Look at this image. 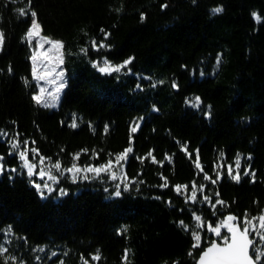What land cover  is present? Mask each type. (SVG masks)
Returning a JSON list of instances; mask_svg holds the SVG:
<instances>
[{
  "label": "trees",
  "instance_id": "1",
  "mask_svg": "<svg viewBox=\"0 0 264 264\" xmlns=\"http://www.w3.org/2000/svg\"><path fill=\"white\" fill-rule=\"evenodd\" d=\"M31 12L44 36L64 44L67 87L57 109L32 99V47L23 39ZM0 32V246L8 249L0 264L9 256L16 264H83L82 257L88 264H196L215 240L208 225L229 214L237 225L245 213L262 214L264 0H0ZM129 58L120 72L93 67ZM23 141L62 168L115 162L131 146L123 161L128 188L116 196L105 174L73 183L56 173L67 194L38 192L18 158ZM193 184L204 186L196 201ZM176 185L187 187L178 193ZM217 199L225 203L214 208ZM193 230L200 248L192 247ZM256 247L264 252L260 237Z\"/></svg>",
  "mask_w": 264,
  "mask_h": 264
},
{
  "label": "snow or ice",
  "instance_id": "2",
  "mask_svg": "<svg viewBox=\"0 0 264 264\" xmlns=\"http://www.w3.org/2000/svg\"><path fill=\"white\" fill-rule=\"evenodd\" d=\"M29 5L31 4V0H28ZM19 13L21 16L26 15V12L24 9H18ZM215 13H219L222 11L221 8H215L212 10ZM254 18L257 20V22H260V17L256 16V14H253ZM143 19V16L141 17ZM103 31V29H101ZM107 35V34H105ZM23 39L29 44L30 47H33V41H35V46L34 48H43L45 44L50 45L51 47L47 49L45 52H41L39 54L40 58L42 59H47L51 61L52 59H55L57 61L55 67H59V64L63 63V58H62V50L64 48V44L60 40H54L50 37H46L42 35V28L41 25L39 24L38 20L36 19V13L31 12V24L27 28L25 35ZM43 41V43H41ZM4 44V34L0 32V50H2ZM93 47H97L96 42H93ZM98 47L103 48L107 47V45L103 43H99ZM55 50L56 55L54 57H48L47 52ZM82 51H86L82 49ZM32 60V79L34 81H37V86L39 87V93L34 94L32 99L36 104H42L43 107H55V103H49L44 101V93L46 92V89L43 87L39 86V81L41 80H46L48 76H51L52 71H55V67L51 71H47L44 74H39L37 71V53L34 50L32 56L30 57ZM131 62V58L128 60H125L123 64L120 65H113L111 62H109L107 59L102 61V63H96L93 62V67L97 68V70L101 74H111L113 72H120L122 68L126 67L129 63ZM11 70V69H9ZM55 79L61 80V83L59 84L58 87L54 89L56 95H53L52 92H48V95L51 96L52 101L58 100V94L60 90L65 86L63 82V73H58ZM55 79L52 81H49L50 83H55ZM25 84L28 85L29 82L25 81ZM139 87V85H137ZM188 101H186L187 103ZM200 103V98L195 97L193 100V106H198ZM73 128H76L78 125L76 123V118L75 116L73 117V122L70 125ZM137 127H133L131 129V132L134 133L137 130ZM3 130H0L2 132ZM7 135L6 133H4ZM11 148L13 150H16L20 147L19 143L16 141H11ZM28 141H23L24 144V150H21L18 152V158L23 162L21 167L27 170V175L29 178H32L33 176H38L40 180L44 181L42 184L41 183H33V186L37 189L38 192H41L42 189H46L47 192L51 193L55 191V189L48 183V181H52L53 184H58L59 180L57 176L52 175L51 171L49 170L46 172L43 167L40 168L39 172H36L37 169V157L39 165H44L46 160H51L50 157H45L39 153V150L37 148H31L29 149L28 146ZM35 143V142H33ZM129 144L131 145V135L129 139ZM29 151L33 154L31 159L28 157ZM82 151L87 152V149H84ZM132 152L131 146L128 148H125L122 152L118 153L115 155V162L117 164H120L121 161H126L128 158V154ZM12 154V153H10ZM95 155V154H94ZM151 155V153H149ZM80 153H76L73 155V161H77L79 159ZM167 158V157H166ZM4 157L0 156V161H2ZM155 162V161H154ZM236 167H240V158L239 154H237L236 158ZM196 167L201 168L202 166L199 163V158L197 157L196 161ZM50 168L55 169L57 172L60 173L61 176L64 175L65 172L67 173H72V181L73 183L76 182V174L81 173V172H91L93 173V179L99 178L101 173H108L110 179L116 180L117 176L116 174L112 171L113 168V160L109 159L106 163L101 164L99 166H92V165H87L86 167L81 168L78 166L75 162L72 164L71 167L67 168H62L61 162L57 160L56 162L52 163ZM3 170V165L0 164V171ZM11 171L15 172L17 169H11ZM228 174L231 177V179L239 182L240 180V174L237 173L236 175L232 174L231 168L228 170ZM244 175H249L247 171L244 172ZM47 176V180H44V177ZM83 179H89L88 176H83ZM221 177L219 174L217 175L216 179H220ZM125 179L127 177L125 176ZM166 181V178H163ZM205 179L211 180V177L208 175H205ZM212 183H216V180H211ZM162 187H167V182H165L164 185H161ZM116 191L113 193L116 196L121 195V185L116 184ZM124 190H127L128 185L124 184ZM187 186L184 185H176V191L179 193L181 188H186ZM107 191V189H105ZM199 190L203 192L204 186L201 185H192V196L189 197L193 201H196V196L195 192ZM59 194L60 195H66V191L64 189H59ZM217 196L219 195L218 193L216 194ZM204 200L206 202H211L209 196H204ZM225 202L217 199L212 206L215 208L217 204L223 205ZM248 214L245 213L246 219L242 221L240 225L235 224L234 222L238 219L234 215H227L226 217L223 218V220L220 221V223L216 224L215 226L213 225H208V231L212 232L215 234V236L218 238L219 242L217 240H212L210 245L207 248H204L199 255V259L197 261V264H257V262L261 261V257L264 256V252L260 251L257 249L255 242L253 239L250 238V231H254V227L252 226L253 220H256L259 222V228L264 229V210H262V214L256 217H251L247 218ZM194 219L197 221L196 228H200L201 224V217L196 216L194 214ZM181 226L184 227L185 231L188 230V226L184 223V221L179 222ZM226 229L227 234H224L221 229ZM9 233L11 232V228L8 229ZM260 237L261 241H264V233H257ZM193 236V248H200L201 244V236L199 232L193 230L192 232ZM40 251H43V249H40ZM8 252V249L0 246V255H3L4 253ZM192 253L190 252L189 255ZM55 255V253H53ZM128 258V252H125L124 259L127 260ZM39 259V258H38ZM83 260V264H88V261L84 259L83 257L81 258ZM93 260H99L100 256L97 254L92 257ZM8 260L13 261V264H16L17 262V257L15 256H9L5 260V264H8ZM19 264H23L22 261L19 262ZM61 264H63V261H61Z\"/></svg>",
  "mask_w": 264,
  "mask_h": 264
},
{
  "label": "rangeland",
  "instance_id": "3",
  "mask_svg": "<svg viewBox=\"0 0 264 264\" xmlns=\"http://www.w3.org/2000/svg\"><path fill=\"white\" fill-rule=\"evenodd\" d=\"M41 43H43V41H41ZM34 46H35V41H33L32 54H33V51L35 50L36 53H37V56H38V59H37V71H38V73L39 74H44L47 71H51L55 67L57 61L55 59H52L51 61H49L47 59H42L39 56V54L41 52H45L51 46L48 45V44H45L43 48H34ZM55 55H56L55 50H52V51H48L47 52V56L48 57H54ZM62 58H63V63L62 64H59V67H55V71H52L51 76H48L46 80L39 81V86L46 89V92L44 93V101L45 102H49V103H55V107H46V108L57 109V107L59 106V102L61 100V96L63 95V92H64V90L67 87V75H66V71H65V68H64V55H63V50H62ZM31 63H33L32 60H31ZM61 72L63 73V82H64V85L65 86L60 90V92L58 94V100L52 101L51 96L48 95V92H52L53 95H56L54 89L59 86V84L61 83V80L55 79V78H56L57 74L58 73H61ZM53 79H55V83H50L49 81H52ZM35 82H36V86H37V81H35ZM37 93H39V87L38 86H37ZM40 105L42 106V104H40ZM22 163L23 162L21 161L20 164L22 165ZM37 165L38 166H37L36 172H39L40 168L43 167L46 172H48L50 170L51 173H52V175L57 176L56 173H59L55 169L50 168L51 165H49V164H46L45 163L44 165H39V163L37 162ZM24 170L27 172L26 169H24ZM112 171L117 176V179L116 180L110 179L108 173H101V175L105 174V175H103L104 178L110 180L111 182H116V184H120V185L127 184V181H126V179L124 177L123 161H121L120 164H117L116 162H113ZM65 174L68 175L69 179H72V175H73L72 173L65 172L64 175ZM93 175L94 174L91 173V172H87V173L81 172V173L76 174V180L77 179L84 180L82 178L83 176H91L92 177ZM57 178L59 180V177L58 176H57ZM44 180H47V176L44 177ZM34 182L35 183H41L42 184L44 181L40 180L38 176H33V183ZM48 183L55 190L57 189V192L59 193V189L60 188H57V186L59 185V183L58 184H53L52 181H48ZM41 192L49 193V192H47L46 189H42ZM53 192H55V191H53ZM258 223L259 222H257L256 224H254V225L251 226V227H254V229H255L254 231H250L251 233H255V231L257 229V226H258ZM262 230L264 231V229H261L260 233L262 232ZM258 238H259V235L257 237V241H258Z\"/></svg>",
  "mask_w": 264,
  "mask_h": 264
},
{
  "label": "water",
  "instance_id": "4",
  "mask_svg": "<svg viewBox=\"0 0 264 264\" xmlns=\"http://www.w3.org/2000/svg\"><path fill=\"white\" fill-rule=\"evenodd\" d=\"M261 231V229L259 228V223H258V226H257V229H256V231H255V233H249V235H250V238L251 239H253V241L255 242V244H256V242H257V237H258V232H260ZM214 238H215V240H217L218 238L214 235ZM218 242V241H217ZM208 247V246H207ZM206 247V248H207ZM57 257V253H55V255H51L50 257H49V261H52V260H54L55 258ZM198 259H199V257H198ZM198 259H197V261H198ZM196 264H197V262H196Z\"/></svg>",
  "mask_w": 264,
  "mask_h": 264
}]
</instances>
